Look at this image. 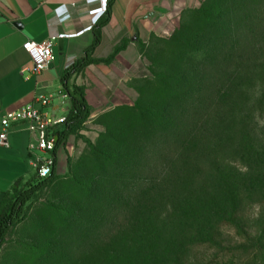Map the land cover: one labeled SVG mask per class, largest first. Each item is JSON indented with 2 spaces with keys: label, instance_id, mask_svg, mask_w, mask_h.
<instances>
[{
  "label": "trees",
  "instance_id": "16d2710c",
  "mask_svg": "<svg viewBox=\"0 0 264 264\" xmlns=\"http://www.w3.org/2000/svg\"><path fill=\"white\" fill-rule=\"evenodd\" d=\"M112 3L64 76L71 106L56 131L53 172L14 187L0 249L28 204L60 178L58 149L91 116L84 87L68 81L114 57L93 58ZM191 23L152 60L154 94L140 91L135 104L99 117L105 130L79 183V209L96 230L76 234L62 264H264V0H205ZM67 225L59 223L70 232Z\"/></svg>",
  "mask_w": 264,
  "mask_h": 264
},
{
  "label": "crops",
  "instance_id": "0c3cea01",
  "mask_svg": "<svg viewBox=\"0 0 264 264\" xmlns=\"http://www.w3.org/2000/svg\"><path fill=\"white\" fill-rule=\"evenodd\" d=\"M110 0H108L109 5ZM178 0H113L111 19L101 29L102 39L93 58L108 59L93 63L73 74L71 87H84L87 101L101 106L106 94L128 81L132 65L138 62V39L146 38L162 25L159 16L163 8ZM100 7V0H0V111L17 110L32 104L35 96H52L49 117L66 116L70 99L64 87L67 70L85 56L95 39L94 28L106 18V12L90 14ZM63 8L62 12H58ZM58 37L53 46L54 60L44 70L35 73L33 62L24 49L28 40L43 42ZM126 78V79H125ZM102 97V98H101ZM103 100V101H102ZM96 105V106H97ZM0 123V132L2 131ZM57 129H63L59 124ZM37 134L29 130L26 121L12 123L8 131L9 147L0 146V216L10 200L14 187L36 176L34 161L39 151L32 149ZM69 139L57 152V174L68 172Z\"/></svg>",
  "mask_w": 264,
  "mask_h": 264
},
{
  "label": "rangeland",
  "instance_id": "374dc122",
  "mask_svg": "<svg viewBox=\"0 0 264 264\" xmlns=\"http://www.w3.org/2000/svg\"><path fill=\"white\" fill-rule=\"evenodd\" d=\"M204 1L178 0L163 8L158 20H161L162 25L157 31H152L150 36L136 42L139 59L132 65L129 80L118 84L114 94H106L107 98L105 101L102 100L101 106L95 104L94 100H98L102 94H94L90 118L69 137L68 172L60 175V178L41 191L38 197L28 204L24 215L8 231L0 249V264H62L68 257L73 258L71 251L75 249L71 245L76 243L77 239L73 240L75 235L82 231L96 230L90 228L89 221L83 219V213L79 209L83 208L79 205L81 200L79 183H82L85 177H90L92 172L91 165L86 159L90 155L89 146L95 144L105 130L99 117L120 105L135 104L142 94L140 91L144 94H154L148 85L153 74L152 60L158 59L165 41L173 38L177 30L184 26L191 28L193 13ZM74 179L77 182L66 184ZM60 222L68 224L67 228L70 227L71 231L61 228ZM108 247L112 253L120 257L126 254L124 246L113 247L110 242Z\"/></svg>",
  "mask_w": 264,
  "mask_h": 264
},
{
  "label": "built area",
  "instance_id": "2783aa9c",
  "mask_svg": "<svg viewBox=\"0 0 264 264\" xmlns=\"http://www.w3.org/2000/svg\"><path fill=\"white\" fill-rule=\"evenodd\" d=\"M108 0H100V7L90 11V14H101L107 11ZM63 8L58 12H62ZM66 34L60 36H50L43 42L28 40L24 44V49L29 54L33 62V71L38 73L47 68L54 60L53 46L58 37H65ZM65 98L68 95L65 94ZM52 96H35L32 104L27 107L13 111H8L4 115L0 111V123L2 131L0 132V146L9 147L8 131L14 122L26 121L29 124V130L37 134L36 144L32 145V149L39 151L33 165L38 178H46L53 172L55 165V156L53 152L56 149L57 142V126L63 124L66 116L49 117L45 113V109L50 107Z\"/></svg>",
  "mask_w": 264,
  "mask_h": 264
}]
</instances>
